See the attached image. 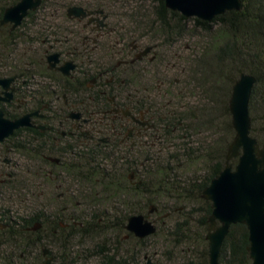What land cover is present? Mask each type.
Here are the masks:
<instances>
[{
	"label": "flooded vegetation",
	"instance_id": "flooded-vegetation-1",
	"mask_svg": "<svg viewBox=\"0 0 264 264\" xmlns=\"http://www.w3.org/2000/svg\"><path fill=\"white\" fill-rule=\"evenodd\" d=\"M43 5L52 17L39 16ZM55 5L42 0L18 26L9 22L0 30V115L8 127L20 123L0 138V196L26 200L36 189L39 196L66 202L59 209L56 203L51 213L47 207L34 209L27 231L36 223L43 228L42 218L73 216L74 200L126 197L122 188L142 184L135 170L138 155L167 154L176 147L167 137L168 126L160 133L157 118L162 115L151 102L156 92L179 93V80L154 83L136 76L153 70L159 45L137 38L113 41L107 32L111 18L102 7L71 4L66 16H59L63 9ZM75 5L94 13L68 16ZM148 47L153 48L142 54ZM54 54L55 64L50 60ZM111 173L114 185L107 183ZM162 189L165 193L167 185ZM154 196L160 197H148ZM50 256V250L43 254L45 260Z\"/></svg>",
	"mask_w": 264,
	"mask_h": 264
},
{
	"label": "trees",
	"instance_id": "trees-1",
	"mask_svg": "<svg viewBox=\"0 0 264 264\" xmlns=\"http://www.w3.org/2000/svg\"><path fill=\"white\" fill-rule=\"evenodd\" d=\"M17 1L18 0H0V17L3 15L6 5L14 4ZM46 1H55V6L58 8V10L63 9V14H59V16H66L65 10L71 4H81L87 7L96 6L102 8H104L105 5V0H87L89 2H84L82 0ZM155 2L157 3L155 8L156 11L154 12L155 18L151 21L150 25L147 23L148 28L144 30L145 34L148 29L151 30L150 32L156 33L157 36H155L154 39L156 37L160 38L162 34H164V40L167 41H174L175 39L181 38L188 31V25L191 22L194 24V28L198 27L208 32L212 30L213 24L219 23L221 25L219 31L221 38H219L218 40L224 41L222 43H220V41L218 40L214 42V47L216 45L219 46L218 52H215L214 49L209 48V50H207L208 52L204 54L205 56L201 57L196 65L197 68L199 67V71H197V73L201 77V84L207 85L205 97H208L210 100L215 102L217 98L219 99L221 95L225 94L226 96L224 100V107L229 114L227 98L231 94V85L235 83L242 72H247L255 75L257 77V83L253 89L251 96L250 114L252 121H254L255 103L260 102L262 107L261 111H263L262 131L264 132V0H243V9L241 11H228L223 15L217 16L211 22L203 21L195 17L187 18L179 12L172 11L166 7L165 0H155ZM43 8L44 5L40 9L41 11L39 13V16H53V14H50V10H48L50 9V7L45 10H43ZM116 16L118 17V15L114 13L110 16L111 23L110 27H108L107 29V32H109L110 34V38L113 39V41L119 40L127 43L137 38V29L135 27H128L125 19H121L120 16L118 17L119 23L114 21V17ZM120 19L123 20L122 23L120 22ZM138 35L141 36V34ZM153 42L154 41H152V43ZM229 65H231V68L228 69L230 71L232 69L230 73L225 70V67ZM150 71L151 70L147 72L136 73L137 79L148 80V78H146L145 76L146 74L150 73ZM219 85H222L221 91H219L220 87H217ZM185 86L186 87L183 86L181 88L177 87V91L180 92L176 94L174 93L171 95H165L156 92L151 102L153 108L155 109V113H160L162 115L161 117L157 118V126L160 129V133L165 132V126H168V129H166L168 134L167 137L171 141L174 140L176 145L175 150L169 151L167 154H164L163 158L162 152H153L151 156H149V153L147 152L140 153L138 155L139 157L137 161L138 167L135 170H138L137 174L139 179L142 180V184H129L128 188H126L125 190L122 188V190L126 193V197H122L121 195H119V197H122L121 199L124 200V207L129 209L128 211L126 210L127 213L121 214L120 212V216L117 217L114 222L112 221V223L107 219H105L103 223H100L99 220L96 223L92 221H85L84 218L81 220L80 218L82 216L80 217L78 214L73 213L74 215L70 216L69 218L68 225L70 228L77 227L79 229V231L75 232L76 235L86 233L90 231V228L93 229V227H96L95 230L97 231L95 232L99 234H103L106 231L113 230L116 235H118L126 230L125 222L130 215L134 213H142V210L148 207L150 203L162 199L166 196V194H169L167 192L169 190L168 187L165 193L162 189V187H165V184L168 183L167 174L168 177L170 175L173 179L177 178L178 174L176 173V171L173 172V169L175 168L176 164L182 161L181 155L183 154V152L180 151L183 150L186 154L190 150L188 144L182 142V139L184 138V132L188 133L189 135V133H192L197 129V127L199 128L202 123H200L201 117L207 116L206 121L209 120L208 124H210V122L213 120H211V118H213V107H210V109L206 110L203 108L204 110L200 109L201 111H198L194 106H188L187 104H185L184 98L186 97L185 94L187 87H189L187 84H185ZM218 92L220 93L218 94ZM200 113L202 114V116L200 115ZM163 115L165 117H163ZM252 135L258 139L261 145H264V138L258 135L255 128L253 127ZM185 156L188 157L182 163H184L183 165H186V167H189L191 164L194 165L199 161L197 156H189V154ZM207 157V162H211V158L214 157L212 155V151H208ZM225 157L226 155L224 156V159L220 158V160L218 159L214 164L210 165V168L207 171L208 177L206 176L202 177V179H197L196 181H198L199 184L197 186L194 185L195 187H193L192 190L199 192L202 197V191L204 190V188L208 186L212 178L219 174L220 171L224 168ZM165 158L166 161L164 162L163 159ZM100 161V159L97 160V162ZM233 162L236 163L237 160L235 159ZM107 178H110L108 179L107 183L109 185H114L115 177L113 176V174L111 173ZM151 183H154L153 191H151ZM179 191L177 190L175 195L167 196V198L171 197L172 200L177 201L178 203H188L191 198L184 195V193H181L182 191L178 193ZM151 193H153L154 195H159L161 198H157L156 196H154V198L151 199L148 197L149 194L151 195ZM109 199L110 198L101 200L97 196H94L92 199H84L79 201L74 200L72 202L73 209L82 208V206H86L89 202L93 203L94 205L100 206L105 202H108ZM121 199L116 198L113 200L116 204H120L122 202ZM142 199L145 200L143 208H131L133 205L132 202L134 200L139 201ZM205 202L208 206L205 215H202L197 220L192 218L191 214L188 213V215L183 217L181 221L176 223L174 234L176 238V244L189 242V236L187 232L191 229L192 225H197L198 227L204 228V230L207 229V225L209 223L208 218L211 215L212 208L210 201L205 200ZM78 203H80L81 206H78ZM114 209L117 210V208ZM172 209L175 210L176 207ZM146 215H148V212L146 213ZM40 218L42 217L38 216L34 220H38ZM95 218L99 219V217H94V219ZM42 219L44 224L43 228L38 231H27L26 227L29 224L33 223V221L28 223V221L31 220V217L22 216L20 218L21 222L18 224L17 222H15V220H12L9 215H3L2 213H0V222H5L4 220H7V223L9 224L7 228L0 229V250L4 251L5 249H9L10 255L12 256V258L6 259L9 261H5V257L0 254L1 257H3V261H0V264H18V255H24L27 258L28 255H30L29 253L45 245L48 232L49 236L53 237L55 236V230L64 232L69 229V227L62 228L60 226V223L58 225H54L53 221H51L50 218L46 217ZM157 232L144 239H139L132 233H129V235L130 238L134 237L137 243L143 244L146 241L150 240L152 237L156 236ZM248 236V229L245 225H233L228 237L224 241L220 263L250 264L251 260H246L249 259V252L247 251V247L249 245ZM116 249L117 250L114 253L104 254V256L101 257V261L99 264H137V257L143 253V251H140L135 255V257H131L128 254H119L118 245L116 246ZM186 264L197 263L193 260H190Z\"/></svg>",
	"mask_w": 264,
	"mask_h": 264
},
{
	"label": "rangeland",
	"instance_id": "rangeland-1",
	"mask_svg": "<svg viewBox=\"0 0 264 264\" xmlns=\"http://www.w3.org/2000/svg\"><path fill=\"white\" fill-rule=\"evenodd\" d=\"M82 1L89 2L87 0ZM156 5L155 0H105L104 9L109 16L114 13L118 17L120 16L121 19H125L128 27H135L138 34H141V36L137 34V39L143 41V43H152L154 41L153 43L159 44L158 51L160 58L154 64L153 70L146 74L145 77L154 82L163 80L175 82L179 80L180 83L176 86L178 88L186 87L185 84H187L189 87H187L186 97L184 98L185 104L194 106L198 111H201L200 109L203 108L206 110L213 107V118H211L213 120L208 124L209 120L206 121L207 116L201 117V128L197 127L189 135L184 132L182 142L187 143L190 150L186 154L183 150L180 151L183 152L181 155L182 161L178 163L180 165L176 164L173 169V172L176 171L178 174L177 178L173 179L170 175L168 177L167 174L168 183L166 185L169 188L167 191L169 194H166L162 199L153 201L142 210V213L146 215L151 206L157 207L158 212L151 215V219L156 220L158 229L156 236L141 244L137 243L134 237L130 238V235L126 237L129 234L127 230L118 235L113 230L99 234L95 232L97 231L95 230L96 227H93L94 230L90 228V231L76 235L75 232L79 231V229L77 227H69L64 232L57 230L53 237L49 236L48 232L43 247L51 251V255L54 258L51 264H99L104 254L116 252L117 245L119 254H128L131 257H135L138 252L143 251L137 257V264H186L190 260L195 261L197 264H209V248L208 240L206 239L209 223L206 230L197 225H192L191 229L187 232L189 242L183 244L175 243L176 238L174 234L176 223L181 221L188 213L191 214L192 218L197 220L206 214L207 203L199 192L192 190V188L195 187L194 185L197 186L199 184L196 181L197 179H202V177L208 175L207 171L210 165L214 164L218 159L220 160V158L224 159V156L227 154L228 145L233 140V134L235 135L230 109L228 114L224 107L226 95H221L219 99L214 100L215 102L205 97L207 85L201 84V77L197 73L199 67L197 68L196 66L199 59L205 56L204 54L208 52L209 48L218 52L219 46L216 45L214 47V42L221 38L219 32L221 25L219 23L213 24L212 30L208 32L198 27L194 28V24L191 22L188 25V31L181 38L167 41L164 40V34H162L160 38L156 37L154 39L157 36L156 33L150 32L151 30L148 29L145 34L144 30L148 28V24L150 25L151 21L155 18ZM118 17H114V21L119 23ZM121 19L120 22L122 23L123 20ZM218 41L222 43L224 40ZM228 68L230 69L231 65L225 67V70L230 73L232 69L230 71ZM233 84L231 85V93ZM221 86H217L218 88L220 87L219 91H221ZM230 97L231 94L227 98L228 107ZM261 109V103L256 102L254 109L255 119L252 121V127L255 128L258 135L264 138V132L262 131L263 111ZM201 113L200 115L202 116ZM209 150L212 151V155L214 156L211 158V162H207ZM164 154H162V158ZM187 154L189 156H197L199 161L194 165L191 164L189 167L184 166L182 162L187 159L188 156H185ZM163 161L165 162L166 158ZM29 186L27 185V187ZM33 190L30 191V196L26 200L16 197L8 199V197L0 196V213L9 215L12 220H15L19 224L21 222L20 218L32 215L34 209L44 212V208L47 207V212L51 213L54 212L56 207L53 206L56 203L58 209L62 206V203L63 205L66 203L54 201L55 199H50L48 196H39L36 189ZM177 190H180L178 193L182 191L181 193L190 197V201L185 204L178 203L172 200L171 197L167 198V196L175 195ZM33 193H36L35 196ZM89 199L92 198L90 197ZM99 199H106V197H99ZM113 199L115 198L109 199L108 202L100 206L89 202L86 206H82V208L74 209L72 213H76L80 217L82 216L81 220L84 218L85 221H92L94 223L99 220L100 223H103L107 219L112 223V221L114 222L120 216V212L121 214H126V210H129L124 207L123 199H121L122 202L120 204H116ZM132 203L131 208L133 209L143 208L145 200H134ZM47 205L51 207L48 208ZM174 207H176L175 210L172 209ZM114 208H117V210ZM67 214L56 215L53 220H50L53 221L54 225H58L59 223L68 224L70 214ZM94 217H99V219H94ZM43 247H39L37 250L29 253L30 255L27 258L24 255H18V264H44ZM0 254L5 257V261H9L6 260L8 258H12L9 249L0 250ZM1 255L0 261H3ZM246 260H251L250 256ZM250 264H252V261H250Z\"/></svg>",
	"mask_w": 264,
	"mask_h": 264
},
{
	"label": "water",
	"instance_id": "water-1",
	"mask_svg": "<svg viewBox=\"0 0 264 264\" xmlns=\"http://www.w3.org/2000/svg\"><path fill=\"white\" fill-rule=\"evenodd\" d=\"M41 4L42 0H19L7 7L0 21V30L9 22L18 26L30 11L38 9ZM165 5L187 18L211 22L228 11H241L243 0H165ZM93 13L76 5L68 9L70 17H85ZM98 13L102 14L103 11L99 10ZM152 48L148 47L142 54L149 53ZM50 60H54L55 64L58 54L51 55ZM256 83L255 75L242 72L233 84L229 109L235 135L228 145L224 168L202 191V198L210 201L212 208L206 235L209 264H221L224 241L236 224H243L248 229L247 251L252 264H264V145L252 135L250 114V101ZM1 119L0 115V138L20 125L15 122L8 127V121ZM235 159L236 163L233 162ZM156 210V206H151L149 215ZM5 227L6 224L0 223V229ZM40 227L41 223H36L30 230L36 231ZM125 229L135 237L144 239L157 232V225L148 215L140 213L128 218ZM43 254L48 255L49 250L44 248ZM52 260L50 256L44 264H51Z\"/></svg>",
	"mask_w": 264,
	"mask_h": 264
}]
</instances>
